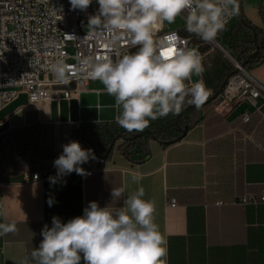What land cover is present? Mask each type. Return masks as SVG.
<instances>
[{
	"label": "crops",
	"instance_id": "1",
	"mask_svg": "<svg viewBox=\"0 0 264 264\" xmlns=\"http://www.w3.org/2000/svg\"><path fill=\"white\" fill-rule=\"evenodd\" d=\"M263 3L264 0H240L244 18L264 31ZM218 35L227 38L224 44L220 42L227 52L236 40L246 42L240 49L245 53L251 47L249 41L253 40L251 30L239 24L237 18ZM205 54L212 55L213 50L209 48L201 53ZM249 72L264 85V61ZM222 76L220 64L214 81L209 80L205 70L201 74V80L208 78L204 84L209 95L215 90L213 83ZM89 91L106 89L99 81H93ZM26 105L27 96L22 93L1 111L0 123ZM67 107L69 110L70 104ZM260 107L264 114L263 100ZM51 111V104L39 109L41 143L58 157L73 122L69 116L62 120L59 106L56 120L52 119ZM246 111L254 114L252 121L244 124L241 116ZM190 116L200 120L190 126L180 141L165 145L152 139L149 156L140 161L127 159L115 148L106 159L107 168L89 176L73 172L50 184L48 178L55 176L56 170L40 181L26 182L25 172L46 171L48 164L30 161L22 169L0 168V205L8 213L6 217L0 216V223L15 221L19 229L0 236V264H22L26 257L30 259L43 238L42 229L45 225L51 227L54 216L67 223L82 216L91 201L101 207L110 205L113 188L123 187L125 193L110 207L123 206L127 195L140 186L145 189L144 199L155 203L154 222L168 241L167 264H264V205L235 203L247 192L264 190V150L234 131L240 126L264 145V121L249 101L222 114L213 112L210 106L200 107ZM84 125L87 123L77 122L76 128ZM97 166L98 162L93 159L80 165L84 170ZM132 172L142 176L139 184L131 182ZM50 197L54 199L52 206L48 204ZM169 198H176L177 204L169 206ZM220 200L224 201L221 205L217 204Z\"/></svg>",
	"mask_w": 264,
	"mask_h": 264
},
{
	"label": "clouds",
	"instance_id": "2",
	"mask_svg": "<svg viewBox=\"0 0 264 264\" xmlns=\"http://www.w3.org/2000/svg\"><path fill=\"white\" fill-rule=\"evenodd\" d=\"M71 9L86 11L93 0H69ZM99 8L88 18V26L103 29L115 38L127 37L138 50L124 54L116 61L98 57L80 61L82 71L99 80L107 93L122 109L116 123L128 132H142L150 122L169 114L178 115L185 106L200 108L209 91L202 80L203 56L199 49L177 46L178 37L170 34L157 39L165 22L175 23L183 16L185 30L211 41L233 16L238 15L237 0H97ZM186 14V15H185ZM49 70L61 82L70 66L63 59L51 63ZM190 85V86H189ZM53 162L57 169L50 184L73 172L85 175L80 165L95 159L92 149H84L79 141H70ZM139 184L142 176L130 174ZM125 193L113 188L112 203ZM140 186L127 195L123 206L101 207L91 201L82 216L62 223L54 216L52 225L41 231L42 240L22 264H167L166 237L154 222L155 203L144 199ZM53 198L48 204L52 206ZM7 209L0 205V216ZM16 222L0 223V236L16 233Z\"/></svg>",
	"mask_w": 264,
	"mask_h": 264
},
{
	"label": "built area",
	"instance_id": "3",
	"mask_svg": "<svg viewBox=\"0 0 264 264\" xmlns=\"http://www.w3.org/2000/svg\"><path fill=\"white\" fill-rule=\"evenodd\" d=\"M98 8L97 0H93L86 11L72 10L69 0H0V111L22 93L27 96L25 108L39 110L52 102H70L89 91L91 82L99 81L90 79L82 71L80 61L98 57L116 61L122 55L136 51L138 46H132L127 37L117 39L100 28L89 27L86 32L82 30L83 18L88 21ZM181 18L184 19L183 16ZM236 18L237 15L228 19L226 26ZM173 33L178 37L177 46L200 50L214 43L227 52L217 41L218 35L211 41H204L188 33L185 25L168 30L164 24L157 32V39H164ZM212 48H215L214 45ZM59 59L70 66L68 77L63 82L49 70L50 64ZM234 66L235 73L230 76L221 94L210 103L211 110L222 114L243 101H249L264 119L260 107V102L264 101V85L255 80L241 63L236 61ZM70 85L74 87H68ZM253 114L244 112L241 122H251ZM234 131L242 133L243 140H251L264 150V145L240 126ZM85 144L83 148H86ZM94 154L96 158L93 160L98 162V166L85 169L86 176L107 168L106 159L100 153ZM56 170L53 165H48L46 171L25 172L23 179L26 182L40 181ZM223 203L217 201L219 205ZM235 203L243 206L264 205V190L260 193L247 192ZM176 204V198L168 199L169 206Z\"/></svg>",
	"mask_w": 264,
	"mask_h": 264
},
{
	"label": "trees",
	"instance_id": "4",
	"mask_svg": "<svg viewBox=\"0 0 264 264\" xmlns=\"http://www.w3.org/2000/svg\"><path fill=\"white\" fill-rule=\"evenodd\" d=\"M238 5L240 4V0H237ZM261 15L264 19V3L261 6ZM237 20L239 21V24L242 25L239 15H237ZM257 31V38L260 43V51L259 53L254 56L250 62L245 66L247 70H250L252 67L256 66L257 64L264 61V31L260 30L258 28H255ZM245 41H232L231 45L229 47V53L236 59L239 63H244L249 55L253 52L255 49V44L253 40H250L249 43L251 44L250 49L246 51L245 53L240 52V49L244 47ZM138 48L136 49V51ZM135 51V52H136ZM230 71H233L230 70ZM217 91V90H216ZM215 91V92H216ZM214 92V93H215ZM212 93V94H214ZM208 98V97H207ZM188 105L185 103V106ZM210 104H203L201 107H209ZM120 108V106H119ZM198 108H190L181 116L180 122H185L189 126H192L193 123H197L200 119H194L190 115L193 114ZM176 116L173 114H169L167 117L158 118L156 120H153L150 122V126L144 130H151L155 136L159 139V141H172L173 143H176L179 140V136L181 135V131L179 130L177 124H176ZM23 132L22 134V140H27L29 138L34 139L38 144V149L41 157L47 161H54L56 156H54L50 151L46 150L44 146L41 143V127L40 123L37 122L34 125L19 129ZM143 130V131H144ZM75 133L81 134L91 140L94 139L97 135L100 136L104 142H106V146H109L112 141L117 137H133L139 132H128L124 128L120 127L116 121L109 122V123H91L84 125L82 128L76 129ZM18 137V136H17ZM21 138V137H20ZM18 137V139H20ZM124 139V138H123ZM79 141L80 143H83L84 141L80 138L71 139L70 141ZM152 140V138L145 134L141 137L134 138L132 140H124V143L120 145L119 151L120 153L125 156L127 159L131 161H140L143 158H146L149 156V142ZM14 143V142H13ZM33 159V161H36L38 163L39 160L36 157L35 152L31 154H25L24 156H20L19 153H16L13 149L9 146L0 153V168L5 169H18L23 168L26 159Z\"/></svg>",
	"mask_w": 264,
	"mask_h": 264
},
{
	"label": "water",
	"instance_id": "5",
	"mask_svg": "<svg viewBox=\"0 0 264 264\" xmlns=\"http://www.w3.org/2000/svg\"><path fill=\"white\" fill-rule=\"evenodd\" d=\"M239 18L241 22L251 30L253 42L255 44V49L253 52L249 55L248 59L242 63L241 65L245 67L250 60L256 56L260 51V43L257 38V31L255 27H253L243 16L241 4H239ZM235 71L231 72L226 76L224 79L221 87L214 93L212 96L206 99L204 104H210L214 99H216L225 86L227 85V82L232 74H234ZM194 81L199 79L200 77H194ZM70 88L74 87V85L68 86ZM70 104L69 110L67 109L68 105ZM67 103V101H63L60 104L56 102L51 103V114L52 119L56 120L57 117V107H60V112L62 114L61 118L62 120H67V117L69 116V119L73 122L72 129L76 128V123L79 122L80 124L85 123H109L116 121V117L118 116V105L116 104L115 98L112 95H109L107 91H100V92H94V91H86L81 93L77 99H73L70 101V103ZM196 108L194 105H186L183 107V110L176 116V124L181 131V135L179 136V140L183 139L185 135L187 134L190 126L188 124L182 125L180 122L181 116L190 108ZM68 110V112H67ZM39 110L34 108H23L14 113L9 119L5 120L4 122L0 123V145L2 143V140L6 135H11L13 138V141L17 148L22 147L23 149L25 146H27L28 142L21 144L15 135V131L17 129H23L30 127L34 125L35 123L39 122ZM149 135L152 139L158 140L159 139L155 136V134L151 130H144L142 132H139L133 137H122L125 140H132L134 138L141 137L143 135ZM72 136V135H71ZM80 138L85 143H87L91 149L98 153L96 149V145L93 141H91L89 138L81 135V134H74L71 138L67 140L66 143L70 142L71 139ZM120 136H117L112 143L110 144L108 151L102 155L103 158L108 159L110 152L115 148L116 141L120 139ZM161 143L165 145L172 144V141H160ZM35 145V143H33ZM35 154L39 162L45 163L48 165H53L54 161H47L43 159L39 153V149L37 145H35Z\"/></svg>",
	"mask_w": 264,
	"mask_h": 264
},
{
	"label": "rangeland",
	"instance_id": "6",
	"mask_svg": "<svg viewBox=\"0 0 264 264\" xmlns=\"http://www.w3.org/2000/svg\"><path fill=\"white\" fill-rule=\"evenodd\" d=\"M165 25H166V28L168 29V30H175V29H179L180 27H182V26H184L185 25V20L183 19V18H181V17H178L177 19H176V21H175V23H173V24H168L167 22H165ZM88 29H89V26H88V21H87V19L84 17L83 18V21H82V30L84 31V32H86V31H88ZM227 39V38H226ZM226 39H223L220 35H218V37H217V41L220 43H225V41H226ZM212 45H214V47L215 48H212ZM212 45H207V46H205V47H201L200 48V53H203L205 50H207V49H209V48H211L212 50H213V54L212 55H209V56H207L206 54L203 56V64H204V68H205V73H206V76L209 78V80L211 79V81H214L216 78H217V75H218V65L220 64V66H221V69H222V73H223V76H222V78H218L214 83H213V87H214V91H213V93L216 91V90H218L220 87H221V85H222V83H223V81H224V79L226 78V76L228 75V74H230L231 72H233L234 71V69H235V66H234V64L236 63V59L231 55V56H229L228 54H226L223 50H222V48H220L219 46H215V44L214 43H212ZM224 47V46H223ZM225 49H227V48H225ZM221 58V62H219V60H220V58ZM227 67V68H226ZM225 69V70H224ZM233 69V71H230V70H232ZM207 77H205V78H202V80H203V83L205 82V81H207ZM93 86H96L97 84L95 83V84H92ZM210 96H212L211 94L208 96V98L210 97ZM11 104V103H10ZM9 104V105H10ZM50 105V104H45L44 105V107H48V106ZM4 109V108H3ZM2 109V110H3ZM1 110V111H2ZM1 111H0V114H1ZM121 111H122V109L121 108H119V114L121 113ZM261 119H262V122L264 121V119L262 118V116H261ZM79 128H82V126L81 127H79ZM79 128H77V129H79ZM68 135H67V139H69V138H71L74 134H77V133H75V130L73 131L72 129H70L69 130V132L67 133ZM72 135V136H71ZM91 140V139H90ZM124 140L125 139H123V138H120V139H118L117 141H116V144H115V148H118L120 145H122L123 143H124ZM91 141H93L94 143H95V145H97V144H102L103 143V139L100 137V136H96V137H94V139L93 140H91ZM84 143V142H83ZM85 147L86 148H84V149H91V147L86 143L85 144ZM30 161H33V159L31 158V159H26V162H30Z\"/></svg>",
	"mask_w": 264,
	"mask_h": 264
},
{
	"label": "flooded vegetation",
	"instance_id": "7",
	"mask_svg": "<svg viewBox=\"0 0 264 264\" xmlns=\"http://www.w3.org/2000/svg\"><path fill=\"white\" fill-rule=\"evenodd\" d=\"M22 134H23V132L20 131L19 129H17L15 131V135L18 136L19 138L21 137L20 139H18L21 144H24V143L28 142L27 146H25L24 149L22 147L17 148L15 143H13L14 141H13L12 136L11 135H6L4 137V139L2 140V143L0 145V153L2 151H4L7 148V146H9L11 148V150L13 149L16 153H19L20 156H24L25 154H31L32 155V153L35 152V145H37V147H38V144H37V142L34 139H31V138H29L27 140H22ZM33 143H35V145ZM105 143L106 142H104V140H103L102 144H97L96 145V149H97L98 153H100L101 155L105 154L108 151V148L110 146V145L106 146ZM113 150L110 152L109 157L111 156Z\"/></svg>",
	"mask_w": 264,
	"mask_h": 264
},
{
	"label": "bare ground",
	"instance_id": "8",
	"mask_svg": "<svg viewBox=\"0 0 264 264\" xmlns=\"http://www.w3.org/2000/svg\"><path fill=\"white\" fill-rule=\"evenodd\" d=\"M226 54H228L229 56H231L229 53L226 52Z\"/></svg>",
	"mask_w": 264,
	"mask_h": 264
}]
</instances>
